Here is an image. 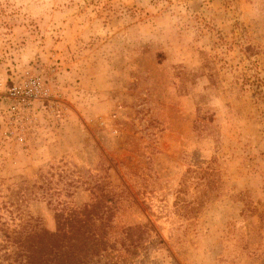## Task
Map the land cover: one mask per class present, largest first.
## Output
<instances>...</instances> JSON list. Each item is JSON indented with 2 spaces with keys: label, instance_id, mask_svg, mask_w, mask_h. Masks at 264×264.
<instances>
[{
  "label": "rangeland",
  "instance_id": "374dc122",
  "mask_svg": "<svg viewBox=\"0 0 264 264\" xmlns=\"http://www.w3.org/2000/svg\"><path fill=\"white\" fill-rule=\"evenodd\" d=\"M99 182L83 264H264V0H0V264Z\"/></svg>",
  "mask_w": 264,
  "mask_h": 264
},
{
  "label": "trees",
  "instance_id": "16d2710c",
  "mask_svg": "<svg viewBox=\"0 0 264 264\" xmlns=\"http://www.w3.org/2000/svg\"><path fill=\"white\" fill-rule=\"evenodd\" d=\"M92 201L81 207L66 211H55V232H48L39 224L34 225L32 233L17 234L13 238L17 252V264H83L84 249L95 236L90 223L104 222L105 213L111 206L107 202L113 201L110 192L104 191L102 183L94 184ZM105 211V212H103ZM105 227L103 224L102 228ZM101 230V228H99ZM97 235V234H96ZM100 249L105 250V242L100 236Z\"/></svg>",
  "mask_w": 264,
  "mask_h": 264
}]
</instances>
